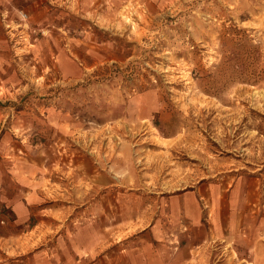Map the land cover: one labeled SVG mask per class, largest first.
<instances>
[{
	"label": "rangeland",
	"instance_id": "obj_1",
	"mask_svg": "<svg viewBox=\"0 0 264 264\" xmlns=\"http://www.w3.org/2000/svg\"><path fill=\"white\" fill-rule=\"evenodd\" d=\"M0 1V264H195L264 172V0Z\"/></svg>",
	"mask_w": 264,
	"mask_h": 264
},
{
	"label": "crops",
	"instance_id": "obj_2",
	"mask_svg": "<svg viewBox=\"0 0 264 264\" xmlns=\"http://www.w3.org/2000/svg\"><path fill=\"white\" fill-rule=\"evenodd\" d=\"M225 178L207 187L211 195L195 199L208 215L207 230L200 227L193 236L195 264H205L212 243L217 252L227 248L219 264H264V172ZM159 241L164 246L167 238L161 235Z\"/></svg>",
	"mask_w": 264,
	"mask_h": 264
}]
</instances>
